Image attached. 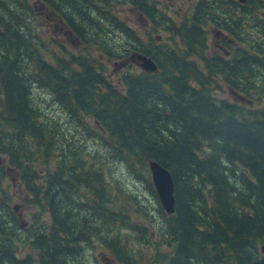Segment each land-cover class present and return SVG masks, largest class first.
I'll return each instance as SVG.
<instances>
[{
	"label": "trees",
	"instance_id": "obj_1",
	"mask_svg": "<svg viewBox=\"0 0 264 264\" xmlns=\"http://www.w3.org/2000/svg\"><path fill=\"white\" fill-rule=\"evenodd\" d=\"M40 1L61 15L88 53H70L68 58L54 54L50 61L29 26L33 10L24 0H0V154L18 171L28 201L41 210L34 225L42 214L50 215L48 232L45 225L23 227L40 251L38 264H90L84 244L94 249V236L113 246L109 255L120 264H139L137 255L120 241V225L130 224L129 209H114L113 193L104 184L106 160L133 173L151 171L149 161L155 160L173 176L175 212L160 209L167 245L166 251L155 253L157 264H264V109L218 99L210 88L220 77L233 90L250 95L251 67L259 64L264 41L254 46L242 26L245 21L263 22L255 12L264 7V0H247L244 10L238 0H199L180 25L163 19L149 0H132L155 27L160 23L180 38L177 47L152 39L142 42L115 18L109 9L112 0H79L80 9L68 0ZM84 9L86 15L95 10L96 16L115 20L135 40L133 50L151 57L158 70L118 71V82L112 83L91 52L97 49L117 63L124 61L121 68L131 65L134 54L93 37L90 30L99 25L89 14L83 19ZM239 13H246L248 20ZM208 24L230 33L244 49L237 47L232 57L208 55L203 28ZM35 85L45 88L75 122L76 131L95 139L108 156L100 150L88 152L84 142L79 148L67 143L61 118L46 121L41 116L33 100ZM39 155H53L55 162L40 171L34 165ZM5 166L0 164L2 175ZM152 190L157 197L154 185ZM1 207L8 208L7 203L0 202ZM92 219L103 226L94 228ZM107 223L117 230L114 235H105ZM133 227L142 230L141 236L147 233L146 227ZM3 232L7 230L0 212V242L7 236ZM9 236L13 246L18 234ZM12 251L10 246L3 250L0 264L17 263Z\"/></svg>",
	"mask_w": 264,
	"mask_h": 264
},
{
	"label": "rangeland",
	"instance_id": "obj_2",
	"mask_svg": "<svg viewBox=\"0 0 264 264\" xmlns=\"http://www.w3.org/2000/svg\"><path fill=\"white\" fill-rule=\"evenodd\" d=\"M24 1L27 3L28 8L33 10L28 15V17L32 16V19L29 20V26L31 27L33 37L35 41L42 44V50L46 53L50 61L53 60L54 54L62 58H68L70 53L75 55L88 53L84 47L83 41L68 28L65 21L62 20L61 15L56 14L49 8L45 9L40 0ZM68 1H70L69 4H73L74 8L78 5L79 9L82 7L79 0ZM198 1L199 0H149V4H152L150 5L156 9V13L161 15L163 19L180 25L185 19L191 17L194 6ZM135 7L136 6L132 4V0H112L109 9L115 18L124 27L129 30L132 29L142 42L149 43L152 39L154 44H167L174 47L181 46L179 37L167 31L165 26L160 23H158V27H155L156 24L150 18L139 13ZM235 9L237 10V8ZM94 11L95 10H92L88 14L96 24L103 29L104 39L111 41V44L115 46V50L121 49L124 51L129 48V54L142 53L133 50L135 40L130 38L122 28L117 27L114 24L115 20H107L98 13L96 16ZM237 11L239 12V10ZM85 12H87V10L84 9V14ZM224 14L225 18L228 17L226 13ZM242 14L244 15L242 18L248 20L246 13H239L238 15L243 16ZM255 14L258 18H262L263 22L245 21L242 27L243 31L248 33V35L244 37L253 40L254 46H258L264 41V34L262 33L264 27H261L262 25L264 26V7L257 8ZM87 15L85 14L83 19H87ZM79 18L78 15H75V19ZM111 26L114 30L112 33L109 32ZM203 28L208 32L206 49L208 55L218 53L220 55L232 57L234 55V49L237 47L242 48V50L244 49L237 38L232 37L230 33L219 32L212 24L205 25ZM44 42L46 45H44ZM249 52L254 55L253 49L250 48ZM260 52L263 53L258 56L259 64H255L251 67L254 73L253 77H250L249 80V82H253L250 83V95H247V91L233 90L222 78L218 77L210 85L214 96L221 100L241 104L252 110L264 109V44ZM91 55L100 59L99 62H102L106 67V76L115 84L118 82V74L116 73L118 71H142L139 62L130 61L133 57H129L131 65L121 68L124 61L122 64L117 63L109 59L110 56L108 57V55L101 54V51L97 49L93 50ZM194 58L199 61L197 57ZM199 64L202 66V62L199 61ZM33 100L36 106L41 108V116L46 121H54V119L58 117L61 118V130L65 135L64 137L67 138V143L73 141L76 144L75 147L79 148L81 147L79 145L84 142L88 152L95 153L100 150L104 156H108V153L100 147L99 143H96L95 139H86L76 131L75 122L69 117L65 110L62 109V111L60 106L53 102L52 96L45 88L35 85ZM6 161L7 156L0 154V164L4 163V165H6L4 168L7 167V169L4 170L6 172L5 175L0 173V202L3 201L7 203L8 206V208L1 207L0 209L7 230V232L3 233L4 236L5 234L8 236H5L6 238L3 237L0 245L3 250L8 246L11 247V250H13L12 252H14L12 256L17 261L15 264H38L41 259L40 251L34 248L32 238L28 239L30 236L29 231L23 229V227L26 228L28 225L34 228L36 226L34 225L35 216L40 215L41 210L38 205L28 201V192L25 189V185L18 171L8 166ZM54 162L55 156L53 155H50L48 158L39 155L34 165L41 171L42 169L45 170L48 165H52ZM106 162L107 165L104 170L107 182L104 184L108 185L110 187V192L114 194H112L113 200L116 201L114 209L120 210L121 207H127L129 209L130 224L127 226L120 225L121 228L119 231L122 234L120 241L126 244L127 248L131 250L133 254L135 253L137 255V263L157 264V259H155L154 255L155 253L157 254V251H166L165 247L167 242L162 235L163 226L165 224V217L160 211L162 206L158 196L156 197L152 190V172L143 169L141 173H133L129 171L127 166L115 165L114 162H110L109 160H106ZM150 182H152V184ZM155 192L157 193L156 188ZM3 199L6 200L4 201ZM17 204L19 205V209L18 211H14V206ZM11 211L15 212V220L17 223L14 222L13 216L10 215L12 214ZM80 213L86 214L87 211L80 210ZM92 220V226H94V228L99 229L103 226L102 221ZM50 222V215L44 213L38 218L36 227L45 225V232H48L46 226L49 225ZM135 224L146 227L147 233L141 236L142 230L134 229L133 225ZM105 227L106 236L108 234L114 235L117 231L115 228L114 230L113 228H109V223H107ZM12 230L15 232H10ZM9 233H17L19 237L14 240L13 246L11 241H7L8 238H10ZM92 242L94 249H92L89 244H84L85 250H88L87 252L85 251V256L88 255L90 264H120L114 256L109 255V249H113L111 244L106 245L98 236H94ZM112 244L114 243L112 242ZM79 257L83 258V254ZM91 257L94 259L93 262ZM76 262V264H80V261ZM3 264L7 263L4 262Z\"/></svg>",
	"mask_w": 264,
	"mask_h": 264
},
{
	"label": "water",
	"instance_id": "obj_3",
	"mask_svg": "<svg viewBox=\"0 0 264 264\" xmlns=\"http://www.w3.org/2000/svg\"><path fill=\"white\" fill-rule=\"evenodd\" d=\"M245 2L246 0H240ZM133 61L139 62L140 66L147 71L156 72L158 66L156 62L149 56L137 53L132 56ZM152 172L153 184L156 188L159 199L164 209L173 214L175 212V196H174V181L170 171L155 160L149 161ZM264 252V247H263Z\"/></svg>",
	"mask_w": 264,
	"mask_h": 264
},
{
	"label": "flooded vegetation",
	"instance_id": "obj_4",
	"mask_svg": "<svg viewBox=\"0 0 264 264\" xmlns=\"http://www.w3.org/2000/svg\"><path fill=\"white\" fill-rule=\"evenodd\" d=\"M242 5H239V9L240 10H244V8H246V6H244L243 4L245 3V2H242V1H239ZM91 31V34H92V36L93 37H97V38H100V39H104L105 37L103 36V29L101 28V27H96V28H94V29H92V30H90ZM109 32H114V30H109ZM109 41V40H108ZM111 42V41H110ZM2 165L4 164V163H1ZM3 252V248L2 247H0V254Z\"/></svg>",
	"mask_w": 264,
	"mask_h": 264
}]
</instances>
